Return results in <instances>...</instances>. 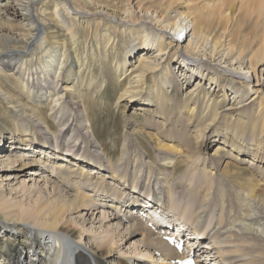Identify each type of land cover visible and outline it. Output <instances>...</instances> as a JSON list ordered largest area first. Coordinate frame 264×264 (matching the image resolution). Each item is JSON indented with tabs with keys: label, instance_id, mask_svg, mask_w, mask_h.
I'll return each mask as SVG.
<instances>
[{
	"label": "bare ground",
	"instance_id": "6f19581e",
	"mask_svg": "<svg viewBox=\"0 0 264 264\" xmlns=\"http://www.w3.org/2000/svg\"><path fill=\"white\" fill-rule=\"evenodd\" d=\"M46 1L47 4H43ZM40 3L42 5L39 7ZM52 5L54 9L48 11ZM42 26L46 32L41 39L48 43L53 39V43H58V37L62 36L63 46H67H62L63 55L69 50V54L77 57L74 63L67 55L62 61L66 66L57 75L47 71L48 68L54 67V60L48 59L51 56L50 52L44 53L42 62L39 56L37 57L38 52L34 50L29 54L28 51V47L40 41L38 37ZM53 28H57L58 31ZM104 29L106 31L111 29L114 34L118 31L126 35L124 55L119 62L117 61L115 69V72L119 73L116 74L119 81L133 73L118 93L115 103L128 99L131 101L130 106H135V109L143 111L148 118L150 117L146 121H152L154 124L158 118H162L165 123L167 122L166 128L169 131L175 128L170 125H178L180 143H184L183 134L188 136L196 130L208 131L207 139L199 134L195 142L199 155L209 141L211 144L214 143L211 158H203L204 168L211 167L213 163L217 173L235 182L238 189L236 192L242 196L241 198L249 202L255 201L259 215L253 214L254 217L251 218L259 221L264 216V168L258 165L264 164V142L257 140V137L264 133V0H0V75L13 82L19 92L25 94L26 100L21 99V94L18 97L5 90L1 83L0 95L6 103L13 106L12 109L21 118L30 117L35 125L32 132L27 125L18 124L22 119L17 117L15 122L17 137L20 141L28 142L26 135L32 132V140L22 145H29L33 152L42 153L40 149L49 148L51 154L56 155L61 162L68 161L69 157L77 162H73L72 165L81 163L92 167V170L78 167L74 171H69L63 167L64 163H60L61 165L56 167L59 182L73 189L74 193H62L58 187L53 186L55 184H52L50 194L51 197H55L54 203H48L47 200H39L34 204L11 201L5 198L4 192L0 189V264H155L153 263L157 260L155 250L167 257L176 256L171 247L138 219L126 226L115 222L113 228L106 227L103 236L90 240V236L68 217L72 211L80 209L93 211L100 205L112 206L109 203H98L89 198L90 195L81 192L90 189L89 187L93 191L95 189V192L100 191L97 195H101L104 200L107 197L120 198L117 200L120 203L129 196L124 195L125 193L116 189L117 187L107 185L113 184L111 182L92 180L91 174L107 172L108 177L128 186L131 170L127 157L121 162L123 153L116 162H112L111 159L105 161L103 156L95 152L94 148L99 145V140L94 135L88 116L84 120L88 129L85 134L80 132L82 121L74 118L68 124L63 114H60V107L53 109L55 112L53 117L57 119L61 132L54 133L51 146H48L51 137L43 127L44 124L51 130V123L41 117L43 107L50 103L49 95L61 93L53 101L65 95V99L60 103V106H63L66 105L68 96L75 94L85 85L84 76L82 79L79 77L82 70L89 69V59L86 57L88 54L93 55L94 50L90 45L87 54L83 55L84 51L77 48L80 31L84 30L81 43L89 38H96L97 34L102 35L104 37L102 48L105 51L111 36L107 35ZM179 36L181 37L178 38ZM73 44L75 46L72 48ZM41 46L42 43L39 44L38 50ZM45 47L43 46L41 51ZM33 55H36L35 58ZM41 62L46 64L44 73L40 67L39 70L37 67L34 70L31 68L33 65L44 66L40 65ZM55 75L56 81L60 82L58 89L57 84L53 85V88L46 84L49 82L48 79ZM30 78L34 86L29 84ZM147 79H150V83L146 82ZM88 80L87 86L91 85L90 79ZM103 85L98 81L92 90H98ZM215 88L218 90L215 91ZM172 89L176 90L175 96L169 94ZM178 91L181 95H178ZM85 103L82 102L84 116L87 114ZM221 108L240 113L242 120L224 118L220 112ZM171 115L175 117L171 118ZM130 124L128 120L126 125L130 127ZM73 131L76 133L72 134ZM67 136H70L71 140L65 143L64 139ZM3 137L0 136V145L6 146ZM80 138L85 142L82 150H79L80 146L77 145ZM164 139L167 141L157 140L160 150L164 149L173 155L185 154L187 158L191 157L186 154L188 144H184V148L179 147L168 132ZM32 142L38 145L32 147ZM125 146L128 147V144L125 143ZM99 147L103 152V148L100 145ZM225 148L228 150L222 153ZM62 150L66 151L63 155ZM236 151L237 154L234 153ZM21 154L23 160L11 161L19 163L21 167L27 166L24 158L31 154ZM221 154L225 157H228L227 155L230 158L235 157L237 162H247L261 179L256 178L253 173L246 174L243 168L234 166L228 158L222 165L225 159ZM243 156L246 157L242 158ZM168 158L166 155L163 157L164 160ZM182 161L185 159H175L170 164L171 168L176 169ZM35 162H28V166ZM136 165H142V162ZM149 171L150 174L152 171L151 169ZM159 173L155 171L154 175L149 176L146 171L140 177L133 174L134 178L130 180L131 192L137 194L136 192L143 188L146 179L152 181L149 191L143 194L139 192L140 198L147 200L151 196L163 213L177 214L179 209L184 215L182 218L184 224L188 225V231L185 230V233L189 238L188 242H191L189 247L194 248L202 264H221L222 261H225V264H235L248 258L250 264L254 263V259L259 256L247 258L245 254L258 249V240L263 239L261 232L264 230L247 226L248 231L239 232L233 237H226L228 234L222 237L221 229L212 233L213 228H209L207 219L205 222L198 220L204 219L206 214H196L197 216L193 218H189L188 215L185 217L186 212L192 213L196 202L199 201L197 198L199 194L204 190L209 192L214 184L211 178L207 179L203 176L204 172L198 170L193 172L194 184L190 181L186 185L178 183L169 187L168 191L184 187L186 192L182 193L188 204L185 209L184 204L178 205L177 199L173 201L167 197L168 200H164L166 190L162 188L164 185L165 188L167 186L159 184L158 181L161 179ZM202 180L206 183L205 187L198 184ZM51 183L53 182L45 180L43 187L47 188ZM33 188L32 191L43 193L40 186ZM21 189L30 192L25 185H22ZM136 198L137 201L140 200L139 197ZM204 211L206 209L201 213ZM101 213L99 218L101 223L113 220L106 212ZM115 217L118 219L120 216ZM230 219L234 221L236 216ZM173 225L177 226L179 223ZM221 227L223 229V226ZM245 232L249 235L246 236ZM138 233L141 234L138 238L141 248L136 254L125 255L117 251L115 241L117 236L125 238ZM197 238L208 240L211 238L209 240L211 245L205 246L209 248L208 251L204 250V246L200 245L202 241H198ZM195 241L198 244L194 243ZM213 250L219 254L217 258L221 262L214 260L211 253ZM142 255L147 257L142 259ZM212 259L215 263L211 262ZM160 260L159 264H169L163 258Z\"/></svg>",
	"mask_w": 264,
	"mask_h": 264
},
{
	"label": "rangeland",
	"instance_id": "374dc122",
	"mask_svg": "<svg viewBox=\"0 0 264 264\" xmlns=\"http://www.w3.org/2000/svg\"><path fill=\"white\" fill-rule=\"evenodd\" d=\"M43 4H47V1L44 2ZM38 5L40 7L42 3ZM44 7H48V6H44ZM53 9H54V5H52L48 11H51ZM53 29L58 31L57 28H53ZM45 32L46 30L44 29V26H42V31L38 37L40 38V41L28 47V51L30 52L29 54H31L34 50H35L34 52H38L37 57L39 56L41 61L44 60L43 59L44 53L46 54V51L48 53L50 52L49 54H51V56L48 59L54 60L53 61L54 67L48 68L49 70L47 71H50V73H55L57 75L59 72L64 70L66 65L65 62L62 61H64V58L67 55L69 56L70 59H72L70 61L74 63L76 62L75 59L77 57L76 56L74 57L73 54H69V50H66L65 54L63 55V47H65L66 45L63 46L61 39L63 38L62 36L58 37L59 39L58 43H53V39H51L49 43L46 42V40L41 39L45 35ZM83 33L84 30H81L80 37L78 40L79 44L77 45V48H79V50L82 52L84 51L83 55L87 54L86 52L89 51L90 45H92V48L94 50L93 55L90 56L88 54L87 56L91 58L86 57V59H89L88 62V64H90L89 69L82 70L81 75L79 77V79H82L84 76L83 80H86L84 83L85 85L81 86V88L75 94L68 96L65 101L67 103L66 105L63 106H60V103L65 99V95L59 97V99L55 101H53V99L60 96L61 93L58 95H56L55 93L53 95H49L48 100L50 101V103L47 105L45 104V106L43 107L44 110L42 111V115L40 114L41 117L43 116L42 118L44 121H49L51 123V130L47 129V127L43 124L44 130L51 137L48 146H51L53 143L54 133L60 134L59 132H61L59 131L60 126L58 125L57 119L53 117V115L55 114L54 110L60 107L59 108L61 109L59 110L61 112L60 114H63L64 119H66L65 122L68 124L74 118L76 119L78 118L80 121H82L83 125L80 127L81 130L80 132H84L85 134L88 129L85 125L86 123L84 120L85 117L88 116L90 118L91 125L94 130V135L96 139L99 140L98 144L103 148V152L105 154L102 152L99 145L94 148L97 150V151L95 150V152L103 156L105 161L111 159L112 162H116V160L120 157V155L122 156L123 153V159L121 160V162H124L125 158L127 157L128 160L130 161L128 167L131 170L130 179L127 182L128 186L120 184L119 181L112 179L111 177H108L107 172L91 174V176H93L92 177L93 181L98 180L102 182L105 181L106 183L111 182L113 184L111 185L107 184V185L111 187H117L116 189L124 192L125 194L129 192V194L131 195L134 196L137 195L136 197H140L141 194H139V192H142L143 194L145 193V191L147 190L149 191V186H151L152 181L149 182V180L146 179L144 181L143 188H141L140 191L137 194H135L131 192V184H130V180L134 178L133 174H135V176L140 177L141 174H144L147 171L148 175L150 176V174L154 175V172L157 171L160 172L159 177L161 178L158 181L159 184L161 185L166 184L167 186V188H165L164 185V188H162L164 191L166 190V192L164 193V200H168V198H171L174 201L177 199L178 205L180 206L184 204L183 207L185 206V209H187L188 206L186 202L187 199L184 198L183 196L184 194L182 193L183 191L186 192V190H184V187L183 186L177 187L171 189V191H168V189L174 184L176 186L178 183H185L186 185L190 181H193L194 184L195 176L193 175V172L194 171L197 172L198 170H200L201 172H204L203 173L204 177H206L207 179L209 178L212 179V182L214 184H212L211 188L212 187L213 188L212 189L210 188L209 192H207V190H204L201 192V194H199L198 197L196 196L197 198H199V201L196 202L194 209L192 210V213L186 212L185 217L186 215H188L189 218H193L198 214L199 215L206 214L204 219H198V220H200L201 222L202 221L205 222V220L207 219L209 222L208 224L210 225L209 228L210 229L213 228L212 233H215L216 232L215 230L218 231L219 229H221L220 230L221 232L220 231L219 232L221 233L222 237H225L226 234H228L226 237H233L235 234L239 232L248 231V227H253L258 229L260 228V230L262 229L263 231L264 216L259 221L258 220L255 221V219L251 218L254 217L253 214L259 215L258 213L259 211L258 208L256 207L255 201L251 200L249 202V200H246L245 198H241L242 196L238 192H236L238 191V189L235 186V182H232L228 180L227 177H224L223 175H220V173H217L213 163L211 167L204 168V164L202 163L204 160L203 158L204 157H206L207 159H209L208 157L211 158L210 154L212 153V148L214 146V143L211 144V142L209 141V144L205 146V149L202 151V154L200 153L199 155L196 152L197 148L195 147L196 146L195 142L199 134H202L207 139L206 134H208V131L196 130L193 133H190L188 136L183 134L184 143H180L179 142L180 130L178 125L175 124L170 125V126H175V128H172L173 131H169L166 128L167 122L165 123V121L162 118H158V120L154 122V124H152V121L151 122L146 121V119H149L150 117L148 118L143 111L135 109V106L133 105L130 106L131 101L129 102L128 99H122L119 100L117 104L115 103L118 93L125 86L128 79H130V76L133 75L132 73L130 76H127L123 80L119 81V77L117 76L119 73L115 72L117 61L119 62L124 55L123 52L125 47L126 35L124 33L120 34L118 31L116 34H114L111 31V29H109V31H106L107 35H110L111 38H110V43L105 47V51H104V49L102 48L104 37L102 35L97 34L96 38L93 39L89 38V40H87L86 42L83 41L84 43L83 44L81 43V38H82L81 35H83ZM176 36L177 35H175V37ZM180 37L181 36H179L178 38ZM40 43H42V46L38 50ZM43 46H46L45 49L43 50L45 52L41 51L43 49ZM74 46L75 44H73L71 47L73 48ZM27 56L28 55H23V57H27ZM35 56L33 55L32 57L35 58ZM42 62L40 63V65L44 64ZM35 67L37 68L40 67L44 73L46 69V64H44V66L33 65L31 68H33L34 70ZM56 75L54 77L52 76V78L50 77L48 79L49 82H47L46 84L48 86L50 85L52 88L53 85L55 86L57 84L56 88L58 89L60 82L56 81V77H57ZM0 76H1L0 83L5 90L12 92L14 95L16 94L15 96L18 97L21 94L20 96L21 99L26 100L25 94L20 93L19 90L14 86L13 82L7 80L2 75ZM88 79H90L89 83L91 85L88 84L87 86L86 82L89 81ZM98 81L102 82V84L104 85L98 90L97 89L92 90V88ZM28 82L30 85L34 86L31 78L28 80ZM146 82L150 83V79H147ZM216 90L218 89L215 88V91ZM177 93L178 95H181L180 91H178ZM169 94L175 96L176 90L172 89L169 92ZM217 94H219V92ZM80 99H83V101H81ZM82 102L83 103L86 102L84 104L86 106L85 107L86 108L85 112L87 113L86 116H84V113L82 111ZM12 108L13 106L9 103H6L3 100L2 96L0 95V136H4L2 139L6 140V142H4L6 146L0 145V189L4 192L5 198L11 201L13 200L21 201L24 202L25 204H34L39 200H44V201L47 200L48 203H54L55 197H51L52 194H50L52 184H55L53 186L58 187L62 193L68 192L70 194H73L74 193L73 189L71 188L69 189L65 187L63 184H61V182H59V178L57 177L56 174L57 172L56 167L57 166L59 167L63 163H64L63 167H66V169H68L69 171H74L78 167L84 168V170L86 169L92 170V167L85 166L84 164L81 163L78 165H72L73 162L75 161H73V159H70L69 157H68V161L62 160L61 162V160L58 157H55L56 155L53 156L54 154L53 155L51 154V149L49 148L48 150L40 149L43 152L36 153L29 148L30 147L29 145H22L25 143L27 144L29 143V140H32L31 137H32V132L35 130V125L30 117L25 118V116L24 117L22 116L21 118L20 115H18V113H16ZM220 112L222 115H224V118L228 117V119H232V120L233 119L242 120L241 114L237 113L236 111L230 109L225 110L224 108H221ZM17 117L22 119V121L20 120L18 124L27 125L28 128L30 127V129H32L31 130L32 132H28V135H26L28 142L27 141L25 142V140L20 141V138L17 137V131L15 128L17 127L15 124V122L17 121L16 120ZM170 117L174 118L175 115H171ZM128 120L131 123L130 127L126 125V122ZM225 122L227 123V121ZM167 132L174 137V142L175 144H178L179 147L184 148V144H188V148H186V154L187 156L190 155L191 156L190 158L184 156L185 154H182L183 156H180L179 154L173 155V154H169L164 149L160 150L159 146H157L158 143L157 140L160 139L162 140V142H166L167 140L164 139V137ZM71 133L74 134L76 133V131H73ZM89 135L91 136L90 133ZM69 139L70 136L65 137L64 139L65 143H68ZM257 140L264 142V133L260 135V137L258 136ZM92 141L96 142L94 139H92ZM32 143H33L31 145L32 147L38 145V143L36 144V142L35 143L32 142ZM125 143L128 144V147L125 146ZM77 145L80 146L79 150H82L85 147V142L81 141L80 138L79 140H77ZM37 149L39 148L37 147ZM225 150L228 149L225 148L224 151L221 152L224 153ZM61 152L63 155L64 152L66 151L62 150ZM21 153L31 154V156L24 158V163H26L27 166L21 167V165H18L19 163H14L13 161H11V160H23ZM47 153L48 155H44ZM234 153L237 154L238 152L236 151ZM165 155L167 157L169 156L167 160L163 159ZM221 155L224 156L223 154ZM227 156L228 157L224 156L225 161L223 162L222 165L225 164L226 159L228 158L229 162L234 164V166L238 168H243L246 174L253 173L256 178H260L257 171L249 167L247 162L245 161L237 162V159H235V157L230 158L229 155ZM244 157L246 156H243L242 158ZM177 158L182 160L185 159V161H182L180 164H178V166L176 165L177 166L176 169H172L170 164H172L174 160ZM30 161H36V162L28 166V162ZM140 161L142 162V165H138L140 166L138 167L136 163H141ZM14 164L15 166H13ZM258 165L264 168V164L261 163ZM30 169H32V171H30ZM99 169L101 170V168ZM148 169L149 170L151 169L152 171L150 174H149L150 171ZM45 180L51 181L53 183H51L50 186H48L47 188H44L43 186ZM198 184L202 187H205L206 185V183H204V180L200 181ZM22 185H25L28 189H30V192H24L21 189ZM39 186L42 188L43 193H40L38 191H32L34 189L33 187L37 188ZM89 188L90 189L82 190L81 192L85 195H90L89 198H92L94 201L98 203L100 202L101 204H107V200H108V203L111 204L112 206L116 205L115 208L119 206L117 203L115 204L114 198L109 197L108 199L104 200V198H102L101 195L100 196L97 195V193H99L100 191L95 192L96 191L95 189L93 191L91 187ZM151 190L152 189L150 188V191ZM41 196L43 197V199H41ZM183 198L184 200H182ZM120 203L125 204L124 201ZM201 204L203 206H201ZM177 208L179 207L177 206ZM204 209H206V211L201 213V211H203ZM169 210L171 209L169 208ZM101 212H106L110 216V218L111 217L113 218L114 221L112 220L111 222L108 221L101 223L99 220L102 214ZM115 216H117V213H114L113 210H111V208L101 205L97 206L96 209L94 208L93 211L88 209L87 210L80 209L78 211H72L68 215V217H71L73 222L76 223L75 225H77L79 229L81 228L88 234V236H90V240H94L97 237L103 236L106 233V227L108 226L110 228H113V226H115L114 224L115 222L121 224V226L123 225L126 226L125 222L121 221V219L119 218L117 219ZM234 216H236V220L233 221L230 218H233ZM250 219L254 220L255 222L253 223ZM229 220H231L232 223ZM188 222L191 223L190 221ZM223 222H225L226 224H224ZM221 226H223V229L226 226L224 232L229 231V233L227 232L224 233ZM121 232H123V229H121ZM250 232L252 231L250 230ZM253 232L256 233L255 230H253ZM245 235L248 236L249 235L248 232L247 233L245 232ZM139 237H141L140 233L136 235H132L131 237L125 236V238L121 236H117L115 238L117 251L124 253L125 255L134 254V253L136 254L138 250L141 248L140 243L138 242ZM261 237L263 239L258 240L259 241L258 249H256L255 251L252 250L251 252L245 254V257L247 258L251 256L252 258H254L257 255L259 256L256 259H254V263L252 262L253 264H264V231L261 232ZM211 238H209V240H211ZM197 240L201 241L202 239L200 240V238H197ZM209 240L203 239L202 243H200L201 246H204V250L207 251L209 250V248L205 247L207 245H211ZM194 243H196V241ZM196 244H198V242ZM213 251L214 252L211 251L210 252L213 254L212 257L215 258L214 260L220 261V259L217 258L219 254H217L215 250ZM146 257L147 256L143 257L142 255V259H145ZM153 259L155 260V257H153ZM156 259L157 260L153 261V263L159 264L161 260L158 259L157 256ZM248 259L237 261L235 262V264H240V263L250 264ZM211 262L215 263L213 259L211 260ZM221 264H225V261H222Z\"/></svg>",
	"mask_w": 264,
	"mask_h": 264
}]
</instances>
